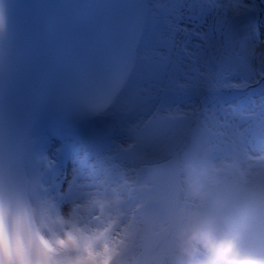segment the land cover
<instances>
[{
  "label": "clouds",
  "instance_id": "1",
  "mask_svg": "<svg viewBox=\"0 0 264 264\" xmlns=\"http://www.w3.org/2000/svg\"><path fill=\"white\" fill-rule=\"evenodd\" d=\"M10 35L0 24V264H140V237L111 212L105 194L93 191L64 212L21 179ZM253 175L246 194L216 205L213 195L229 191L220 165L183 166L187 202L171 209L167 224L152 227L153 244L165 238L167 264H264V166Z\"/></svg>",
  "mask_w": 264,
  "mask_h": 264
},
{
  "label": "bare ground",
  "instance_id": "2",
  "mask_svg": "<svg viewBox=\"0 0 264 264\" xmlns=\"http://www.w3.org/2000/svg\"><path fill=\"white\" fill-rule=\"evenodd\" d=\"M192 1L136 0L132 17L133 25L122 41L120 51L114 61L113 73L111 77H107L105 88L102 91L103 100L99 98L102 107L96 109L104 108L117 94L123 98L127 93V88L123 92L121 88L128 75L125 67L128 65L130 67L131 64L128 86L146 88L151 93V99L142 111L125 114L114 108L103 111L90 110L86 114L81 113L65 119L50 121L49 118H42L28 124L27 131L34 140L35 148L49 157L48 160H42L39 155H36L26 164L21 163L19 166L21 179L31 184L37 194L43 193L54 198L62 211L68 212L74 202L93 191H100L110 200L111 212L115 216H122L130 207L123 196H129L130 193L134 195L132 189L142 187V184L137 182L141 179L142 170L147 165L142 163L145 165L144 168L141 165L134 175L127 172L128 166L125 165L126 161H123L129 154L121 155V160L103 164L104 156L110 157L113 152L115 155L118 154L117 143L125 147L135 144V126L140 121L150 119L157 110L161 111L159 113L161 117L171 114L179 118L185 112H191L193 108L203 109L204 98L207 99L212 95L218 98L217 93L226 96L225 103L236 106L235 102H231L234 95L232 90H223L219 87L206 88L203 83L195 84L193 87L188 85L186 77L181 75L178 77L176 74L177 70L174 69L173 61L180 59L183 64L188 62L185 58L186 53L200 60L202 81L206 77L205 68H209L205 63L207 59L212 61L214 68H210L207 75L214 78L217 73L221 76L218 83L225 81L221 67L225 63L227 53L225 50L222 51L225 45L220 32L224 25L222 15L225 11L222 5L215 3V0L195 1L200 15L204 19H212L215 22L213 39L207 42L210 48L209 54H206L204 48L207 44L203 45V42L199 40L200 33H205L206 24L202 22L198 27L191 25L189 9ZM258 1L261 4L264 3V0ZM198 4L203 7L201 10L198 9ZM211 9L216 11L213 17L208 13ZM149 19L156 21V27L148 24ZM255 27L256 25L252 22L251 38L254 36ZM252 43L256 54L264 52V45L261 41L252 38ZM260 69H264V64H260ZM196 89L206 94L205 97H201L202 106L197 99L195 101L193 99L194 95H197ZM239 99L241 103L238 106L243 108L244 112L238 113V116L245 114L247 109H253L247 97V101H243L245 97L242 96ZM216 102L214 99V104ZM168 109L172 112L169 113ZM239 124L247 125V122ZM86 156L101 157L98 161L85 162ZM93 163L103 164L104 174L99 181L87 178L93 174L91 168ZM52 164H55L54 170L51 167ZM95 171L99 174L100 167H97ZM114 177H119V180H115ZM104 180H108V183L104 184ZM93 183L101 184L103 187H89ZM54 186L56 190L52 191ZM121 205L124 206L123 210H121ZM149 224H145L146 228ZM145 233L146 230L142 232V234ZM152 246L153 239L146 243L144 249H150Z\"/></svg>",
  "mask_w": 264,
  "mask_h": 264
},
{
  "label": "snow or ice",
  "instance_id": "3",
  "mask_svg": "<svg viewBox=\"0 0 264 264\" xmlns=\"http://www.w3.org/2000/svg\"><path fill=\"white\" fill-rule=\"evenodd\" d=\"M215 3L234 5L236 9H247L244 0H215ZM5 19V0H0V24H3ZM259 56L261 63L264 64V52H261ZM131 67V64L130 67L129 65L125 67L128 75L121 92L125 88L128 90L123 98L117 94L104 108H92L93 110L103 111L114 108L126 114L144 109L151 99V93L146 88L128 86ZM77 75L79 77L78 91L86 92L90 88H98L105 81L94 79L92 74L78 73ZM211 86L237 87L226 82H212ZM167 111L172 112L171 109ZM160 112L157 110L150 119L140 121L135 126V144L128 145L126 148H117V155L104 156L103 159V164H108L119 160L121 155L131 154L133 149H139L142 155L141 163L147 165L142 170L141 179L137 182L146 187L132 189V193L135 194L130 193L127 200L130 207L124 217L119 218L121 223L130 220L127 226L133 237H140L146 223H150L151 227L167 224L171 209L187 202L182 181L185 160L191 158L203 163L212 162L220 165L222 181L229 191L227 194L213 195L212 203L216 205H227L232 197L246 194L248 186L256 179L253 175L254 169L264 166V102L261 103L259 111L255 108L247 109L245 114L239 116L237 114L244 112L243 108L223 105H213L212 108L204 106L202 110L193 108L191 112H185L179 118L171 114L161 117ZM238 120L252 123L249 128L241 132ZM15 138L18 166L21 163L26 164L36 155H39L42 160L49 159L46 154L35 148L34 140L29 135L26 122L22 118L18 121ZM131 139H133L132 136ZM162 144L174 146L175 150H169L165 156L161 157ZM100 157L86 156L84 161H98ZM103 164L93 163L91 165L93 174L87 178L99 181L104 174ZM51 167L54 170L55 164ZM97 167H100L99 174L95 171ZM114 179L119 180V177ZM107 183L108 180H104V184ZM89 187H103V185L93 183ZM55 190L54 186L52 191ZM123 207L121 205V210ZM129 212L132 214L131 218H129ZM164 239L161 234L151 250L141 256L140 264H167Z\"/></svg>",
  "mask_w": 264,
  "mask_h": 264
},
{
  "label": "rangeland",
  "instance_id": "4",
  "mask_svg": "<svg viewBox=\"0 0 264 264\" xmlns=\"http://www.w3.org/2000/svg\"><path fill=\"white\" fill-rule=\"evenodd\" d=\"M196 0H193L190 3V21L191 25L193 27H198L200 23L206 24V30L205 33H200L199 40L203 42L202 44L205 45L209 41V39H213L214 36V30H215V22L212 19H204L203 16L200 15L199 10H197V4L195 2ZM245 4L247 5V9H236L234 5H222L223 11H225V14H223L222 18L223 20V26L221 27V35L223 39V43L225 47H223V50L227 53V58L225 60V63L223 67H221V70L224 72V77L226 83L237 85V87H219L223 90H229V91H235L233 93L237 97L235 99H232L231 102L236 103V107L241 103V100L239 99L240 96L245 97L243 101L247 100L250 101V104L252 108H255L256 111L260 110V104L264 102V69H260L261 64V58L258 54L253 55L254 46L252 43V38L256 41H261L264 45V3H260L258 0H244ZM203 7L198 4V9H202ZM216 11L214 9L208 10V13L213 15ZM208 14V16H209ZM231 22V24H230ZM254 23L256 25L254 29V36L251 38L250 35V27L251 23ZM234 24V25H233ZM195 36V35H194ZM205 52L206 54H209V45H205ZM186 59H188V62H184V64L181 62L182 60H174L173 66L176 71L177 76L180 75L182 77H186L188 80V85H195L199 83H203L206 88H216L211 86L212 82L218 83L221 76L220 74H215V77L212 78L207 75L210 68H213V63L211 60H208L205 62L206 65L209 66V68H205V80L202 81L200 78V73L202 70V65L199 63L200 60H197L194 57L188 56L186 53ZM184 60V59H183ZM185 61V60H184ZM214 69V68H213ZM195 87V86H193ZM197 90V95H194L193 99L194 101L197 99L200 102V106H202L201 101L202 98L206 96V94L201 91ZM239 91H241V94H238ZM237 92V93H236ZM212 93V92H211ZM217 93V92H216ZM244 93V94H243ZM218 98H214V96H209L205 100V106L207 105L209 108H212L213 105H223L224 107L233 106V104L225 103L226 96L222 93H217ZM210 95V94H209ZM239 95V96H238ZM202 97V98H201ZM214 99L217 101L214 104ZM213 102H211V101ZM246 100V101H247ZM230 101V100H228ZM196 103V102H194ZM239 107V106H238ZM200 109V108H198ZM202 110V108H201ZM242 115V114H241ZM179 123V121L177 120ZM240 123V121H237ZM246 124L240 125V131L243 132V130L249 128L250 124L252 122L246 121ZM117 148H126L125 146L117 143ZM169 150H175L174 146H169L167 144L161 145V151L160 156L163 157L167 154ZM111 153V152H110ZM112 156H115L114 152L111 153ZM121 160V159H120ZM142 155L140 154L139 149H133L131 154L127 156V158L123 161L127 167V172L129 171L132 175L135 174L136 170H139L141 165L144 168L145 165L141 163ZM227 161H225L226 163ZM187 163H194V164H200L202 162L197 161L195 159H187L183 162V166ZM142 187H146L145 185H142ZM127 197V198H125ZM123 199H125L126 203L128 200V195H124ZM136 207H139V205H136ZM118 215V213H115ZM125 215V214H124ZM122 216H117L118 218H123ZM129 218H131V213H128ZM129 221L125 222V225H127ZM144 230H146L145 234L140 235L139 238V244L141 246L140 252L143 254H147L150 249H144L145 245L148 241L153 239L152 236V227L151 225L144 226ZM139 255V253H138Z\"/></svg>",
  "mask_w": 264,
  "mask_h": 264
},
{
  "label": "water",
  "instance_id": "5",
  "mask_svg": "<svg viewBox=\"0 0 264 264\" xmlns=\"http://www.w3.org/2000/svg\"><path fill=\"white\" fill-rule=\"evenodd\" d=\"M148 24L151 25V26L156 27V21H154V20H152V19H149V20H148Z\"/></svg>",
  "mask_w": 264,
  "mask_h": 264
}]
</instances>
